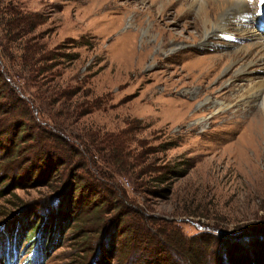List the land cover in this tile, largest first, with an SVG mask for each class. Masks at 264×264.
Wrapping results in <instances>:
<instances>
[{
	"label": "rangeland",
	"instance_id": "374dc122",
	"mask_svg": "<svg viewBox=\"0 0 264 264\" xmlns=\"http://www.w3.org/2000/svg\"><path fill=\"white\" fill-rule=\"evenodd\" d=\"M201 1L212 18L218 1L255 2L0 0V17L17 27L5 42L0 18L6 263L136 264L138 234L162 248L180 237L206 264H264V120L258 128L241 107L200 111L264 80L258 50L237 78L239 62L217 76L205 71L211 58L226 64L251 44L247 35L264 43V18L247 21L246 3L250 15L229 22L232 36L202 46L193 5ZM67 146L71 160L58 162ZM98 146L103 160L92 152ZM108 146L126 161L116 165ZM167 261L187 263L177 254Z\"/></svg>",
	"mask_w": 264,
	"mask_h": 264
},
{
	"label": "bare ground",
	"instance_id": "6f19581e",
	"mask_svg": "<svg viewBox=\"0 0 264 264\" xmlns=\"http://www.w3.org/2000/svg\"><path fill=\"white\" fill-rule=\"evenodd\" d=\"M245 2L248 3L249 5H252L251 8H253L252 9L253 11H251V15L249 14V10L247 9V6H246L247 4L244 2H239L236 4H231V3L226 4L225 2L218 1L215 4H211V6L216 7V10H220V14L218 16L215 15L214 18L211 17V14L209 15L210 13L209 8L206 9L205 11L202 10L201 6L205 4V1H201L199 3L195 2L193 4L194 8H196L197 10V18H196L195 23H197L198 25V23H200L199 20H201V23L204 24V29L202 33L204 40L201 43V45L205 46L206 43L209 44L216 38H221V37L227 38L228 36H232L233 34L228 33L229 31H231L229 29L230 27L229 22L231 23L233 22L236 24L238 21L243 22L246 19L247 14L250 15L247 18V21L249 18H251V20L252 19L256 20V23H257L258 20H262L264 18V3H260V0L259 1L255 0L254 3H252L251 1H245ZM227 6H229V9L226 8ZM190 7H192V5ZM188 25H189L188 23H184V27H187ZM236 26H237L236 32L238 33L242 32L243 28L245 27V26L239 27L238 25ZM134 33H133L134 36H136L137 31H135ZM127 35L130 36L129 34ZM147 35H149L148 32H147ZM197 35H199L197 38H199V41H201V35L199 34V32H197ZM258 35L264 38L263 34L258 33ZM194 38H196V36ZM247 38H250L251 44H249L248 46H242V47L239 46L237 47V49H235L232 52V54H227L229 55L228 63L223 64L224 57L223 58L218 57L214 59L211 58L209 60V64L205 67V71H207V74L217 76L223 66L228 67V65L231 66L235 64L236 62H239L241 66L237 70V72H235L233 78H237L238 75L240 76L243 73H247L249 70L248 65L254 63V62L247 63V60L252 55L250 53H252V51L254 50H258L260 54L259 59L263 61L261 65H264V43L259 42L257 40L258 37L256 38L255 34L247 35ZM254 38L256 40H254ZM163 46L164 47L168 46V42L164 43ZM168 58H172V57L168 56ZM256 102H258V104L255 105ZM227 107L231 109L236 108L237 111H239L238 108L240 107L243 109H247L246 113H249L250 116L252 117L251 121L255 124L258 123L259 124L258 128H260L261 127L260 123L264 120V109H263L264 107V80L251 83L250 87L247 90H245L236 99H234L232 102H230L227 105H224L221 103H216L213 105L207 104L201 107L200 111L201 113L205 114L207 112L209 113L212 108L218 111H224V109H226ZM242 120H241V123H242Z\"/></svg>",
	"mask_w": 264,
	"mask_h": 264
},
{
	"label": "trees",
	"instance_id": "16d2710c",
	"mask_svg": "<svg viewBox=\"0 0 264 264\" xmlns=\"http://www.w3.org/2000/svg\"><path fill=\"white\" fill-rule=\"evenodd\" d=\"M0 16H1V14H0ZM1 20L3 21V25H4L3 31L5 32V35H4L5 42H7V40H9L8 35L12 36L14 29L17 27L10 26L2 18H1ZM17 37H16V39H17ZM3 45H4V43L0 40V46H3ZM99 144H102V141ZM113 149H115V148H113L112 146H110V147L108 146V148H107L108 158L115 161L116 165H119V164H122L123 162H125L127 154L126 153H125L126 155L123 154V151H119V152L117 151L119 154H116V155L111 154L110 155L109 153L112 152ZM105 150H106L105 148H100L98 146V148H93L92 152L95 153L96 155H98V157L101 160H103L104 157L106 156ZM72 151L73 150L71 149V146H67V151H65L64 153L66 154L68 152V154H66V157L63 156V161L61 159H59L57 161L67 164L68 161L71 160L68 157H69V154L72 153ZM92 152L89 151L88 149L85 150L86 156L91 155ZM48 154H49V156H52V157L56 156V153L54 151H49ZM164 180L160 181V182L162 183V182H164ZM115 210H117V209H115ZM125 214L126 213H119V215H118L119 222H124ZM69 217H71V216H69ZM8 231H9V233L12 232L13 227H10L8 229ZM1 238L4 239L3 236H0V239ZM154 240H155V238L153 239L149 235H145L144 237H141L140 235L136 234L132 237V241H131V243H133V245H131L132 246V254L135 256L137 255L138 258H136V259L140 260L139 262L135 260L136 264H164L165 261L168 264L167 259H168V256L171 254H174V255L177 254L180 257H183L184 261L187 262L186 264H206V260H207L206 257L201 255V252L197 251L196 249H193L192 246H191V248H189L187 246V242L182 240L180 237H173L172 240L166 241L165 245H167V246L164 248H162L161 246L156 247V245L154 243H152V241H154ZM144 244H145V247L142 246ZM131 246L129 248H131ZM3 247H4V243H2V240H0V264H8V263H6V260L4 258V254L2 252V250L5 249V248L3 249ZM5 247H6V250L9 251V243L7 244V241H6ZM11 247H12V251H14V252H15V249L18 248V244L16 242V239H12ZM160 257H164V259L162 261H160L158 259ZM99 264H106V262H104V260H101V262ZM238 264H242V262H239Z\"/></svg>",
	"mask_w": 264,
	"mask_h": 264
},
{
	"label": "snow or ice",
	"instance_id": "6c2138e0",
	"mask_svg": "<svg viewBox=\"0 0 264 264\" xmlns=\"http://www.w3.org/2000/svg\"><path fill=\"white\" fill-rule=\"evenodd\" d=\"M260 3H264V0H260Z\"/></svg>",
	"mask_w": 264,
	"mask_h": 264
}]
</instances>
